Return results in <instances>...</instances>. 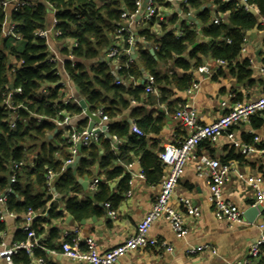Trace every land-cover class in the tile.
<instances>
[{
    "label": "trees",
    "instance_id": "1",
    "mask_svg": "<svg viewBox=\"0 0 264 264\" xmlns=\"http://www.w3.org/2000/svg\"><path fill=\"white\" fill-rule=\"evenodd\" d=\"M30 1L32 2L30 7L8 14L9 19L17 24V30L21 34L19 42L2 39L1 26L5 13L0 9V195L9 187L10 165L21 160L27 161L31 157L32 166H24L16 184L11 187L13 193L6 199L7 210L18 216L28 209L35 212L45 211L51 199L46 194L45 177L47 172L51 171L57 175L54 180V192L61 196L82 193L78 179L98 180L96 191L89 200L78 202L77 197L73 196L66 201V210L73 218L87 219L103 213L96 204H109L114 210L121 203L129 189V178L123 166L115 164L130 163L131 154L140 156L148 183L158 182L161 176L160 161L146 150L143 137L138 138L130 133L128 121L117 122L116 119L129 110L131 111L129 118L137 123L143 136L156 135L165 124L163 115L152 118L151 115L142 116L139 109H133L131 101H137L145 95V88L116 85L109 64L104 59L101 61L111 44L120 13L123 10L132 12L135 0ZM247 2L253 5L258 10V16L264 19V0ZM158 4L169 5L164 4V0H158ZM49 6L55 10L57 28L62 32V37L74 40L77 44L72 52L76 61L64 63V70L71 84L90 111L102 112L110 119L107 129L109 135L115 139L127 140L122 146H117L118 154L112 150L111 141L103 135L97 142L81 148L75 174L72 170H62L64 163L70 158L69 146L66 140H60V132L56 131L50 119H62V113L70 116L80 115L81 111L74 103L63 104L61 86L58 84L61 80L58 68L48 63V51L43 40L34 37L35 31L44 29L48 24ZM208 6H215L218 13L212 14ZM181 11L183 13L197 11L195 20L199 22L200 28L191 29L184 21L177 24L179 17L175 13L169 23L171 26L177 25L175 30L181 34L180 36H176L175 30H171L157 38L149 29L144 30L138 36L143 37L148 48L149 46L156 48L154 54H150L146 47L136 44L140 49L138 61H132L128 70L125 69L122 74L124 82L130 79L138 80L142 71L151 75L156 90L160 92V101L171 95L166 89L168 86L179 92L189 88L192 84L191 72L202 64L199 55L231 62L240 53L246 32L264 29L256 15L237 7L235 1L190 0L188 6L181 8ZM216 17L219 23L213 24ZM160 27L165 30L163 24ZM15 43L22 44L20 50L16 48ZM184 54L186 58L183 57ZM12 57L18 62L23 61L15 73L11 72L13 64H9ZM167 64L171 69L178 68L186 74L181 78L173 72L162 74L160 65ZM239 72V76L247 75L243 67H239ZM16 88L21 89V95L13 96L11 103L14 106L22 105L27 111L45 117L46 120L38 124L28 116L26 110L19 108L18 114L25 122L17 120L15 129H9V110L6 108L5 100L8 92ZM42 88L46 89L47 95L39 96V90ZM169 106L177 110V106ZM85 125L86 121L79 129H84ZM50 136L52 139H49ZM241 158L240 155L230 153L222 163L230 160L239 161ZM95 164L99 168L97 174L92 172ZM150 166L153 167V171L148 170ZM120 177L122 179L117 187L112 188L110 183ZM46 210L50 218L60 216L53 203ZM35 226L36 224L33 225L35 234H38ZM4 228L5 225L0 222V230ZM17 235L19 236L15 240L25 239L24 233L19 232ZM36 255H40V252L38 251ZM13 261L16 264L29 263L28 258L22 253L13 257ZM257 264H264V245L260 250Z\"/></svg>",
    "mask_w": 264,
    "mask_h": 264
},
{
    "label": "crops",
    "instance_id": "2",
    "mask_svg": "<svg viewBox=\"0 0 264 264\" xmlns=\"http://www.w3.org/2000/svg\"><path fill=\"white\" fill-rule=\"evenodd\" d=\"M208 7L211 9L212 14L215 15L218 13L215 6ZM193 12L195 13V19L197 11ZM169 13L170 11H167L165 15L168 17L167 20L170 21L175 13ZM49 14L48 23L51 19V12H49ZM256 16L259 23L264 25V19L258 15ZM182 21L188 25V21L183 19V17H180L176 23L178 24ZM170 24L171 23L164 25L165 30L163 31L156 22L145 24L138 23L136 24L135 31L138 35L144 30L149 29L157 38H161L166 32L177 28V25L171 26ZM199 28V22H197L196 29L198 30ZM175 34L176 36L181 35L177 30H175ZM140 40L143 42H140ZM137 44L151 50L145 44L143 37H139ZM263 44L264 29H253L246 32L241 51L231 62L223 61V63H220L222 60L199 55L202 64L198 69L191 72V85H193V83L198 84V89L193 92L192 95L187 96L185 94L186 90L179 92L174 87L168 86L166 89L171 92V95L166 97V100L160 101V92L155 88V93H145V95H142L137 101H131V107L133 109H139L142 116L151 115L152 118H157L159 115H163L165 124L158 134L138 136L133 133L132 129L134 127L137 129L139 128L136 125L137 123H134V121L129 118L131 113L129 110L125 111L122 116L117 117V122L128 121L130 124V133L138 138L143 137L146 150L158 158V154L163 150L164 146L168 143H176L189 133L187 129L181 128L173 117L182 104H187L189 108L193 110L198 125H207L214 122L223 114V110L220 108V104L223 101H227L231 106L237 103L251 102L259 97L264 89ZM139 50L140 49L135 46L134 56L131 57L132 61H138ZM183 57L186 58L187 56L184 54ZM239 67H243L247 75L241 74V76H239ZM141 71L142 69H140V72ZM160 71L162 74H171L173 72L178 78L186 74V72L181 69H171L168 64L160 65ZM148 76L151 75L142 71L141 77L138 80L133 81L130 79L124 82V84L125 86L132 85L133 88L138 86H143L145 88V80ZM76 94L78 93L74 88V101H76ZM231 94H234L235 97L229 100L228 97ZM169 105L177 106V110L175 109V111L174 108H171ZM85 121L86 125L84 128H87L89 122L87 119H83L81 113L80 115H74L70 118V123L78 129ZM59 132L60 140H65L67 136L66 130L59 129ZM231 133L236 140L242 143H251L253 136H258L264 141V113L252 118L249 124L232 128ZM49 139H52V137L50 136ZM113 139L114 142L111 140L109 141H111V147L114 153L118 154L119 151L117 150V146H122L127 140L112 138V140ZM230 153L240 155L238 149L230 143L227 136L222 135L214 141L202 144L195 153L196 157L184 167L183 174L172 195L171 205L176 210H180L177 199L180 197L189 198L200 208L198 218L192 219L184 217L185 225L188 228V234L184 239L177 238L169 224L161 220L155 222L149 231L150 237L156 238L159 241H165L169 244L172 247L171 252L155 248L137 250L121 258L117 264H243L247 260L250 245L254 243L261 234H264V200L261 203H256V205L262 206L263 211L257 215L253 223H249L245 220L249 224L240 225L218 220L214 216L208 199V188L205 179L200 177L196 170L201 155L217 158L221 162H224L223 159ZM100 154L102 155V152H100ZM140 160V156L131 154L130 163H133V166L130 172H132L135 177L130 176L125 170L127 164H115L123 166L124 172L128 175V178L132 180L129 189L123 196V200L117 208L114 209L116 212L115 220H111L107 216L105 205L101 204L96 205L102 210V214L93 215L82 220L73 218L66 210V201L73 196L77 197L78 202L89 200L96 191V188L95 190H91L90 186L94 181H98L97 179L93 181L90 178L81 179L88 183L86 190L82 188V193H71L65 196L55 193L46 209L53 203L56 207V212L60 214V216L50 218L48 217L46 209L45 211L39 212L43 215L39 217L36 223L35 227L38 234H36L35 237L38 240L40 248L34 251L32 257L26 256L29 261L28 264H87L84 262L72 261L60 255V244L63 241L70 242L74 240V242L83 249L84 240L93 238L97 243L99 251L102 253L121 245L126 238L131 236L137 224L150 211L156 196L160 192L161 180L165 173V170L161 166V176L158 182L154 184L148 183L145 175H143V178L137 176L139 170L143 168ZM259 160L258 156H242L239 161L230 160L227 161V163H233L234 167H237L238 171L244 175L262 172L264 179V166L260 164ZM28 161H30L31 164L33 159L30 157ZM148 168L149 171H153L152 166ZM98 171L99 168L97 164H95L92 172L97 174ZM121 179L122 177L110 183V186L112 188L117 187ZM79 185L81 186V184ZM262 189L264 191V181ZM224 199L234 206H237L242 214L251 206H256L255 196L252 190L243 183H239L237 180H234L226 186ZM93 218L95 219L93 220ZM2 224L5 225V228L1 230L3 235L0 237V241L3 239L6 244L18 242L19 240L15 239L19 236L17 234L22 232V216L15 214L14 217H6ZM205 245L211 248L202 250L194 255L188 253L190 248ZM210 249L214 250L215 253H212ZM36 251H39L40 255H36ZM38 259H43V263H39ZM12 264L16 263L12 260ZM244 264H257V260Z\"/></svg>",
    "mask_w": 264,
    "mask_h": 264
},
{
    "label": "built area",
    "instance_id": "3",
    "mask_svg": "<svg viewBox=\"0 0 264 264\" xmlns=\"http://www.w3.org/2000/svg\"><path fill=\"white\" fill-rule=\"evenodd\" d=\"M190 0H164V4L168 3V6L158 4V0H135L134 9L132 12L123 10L119 16V22L116 23L114 28L112 40L110 46L104 52L103 59L109 64L112 74L115 77L116 85H124L123 71L128 70L130 63L132 62L131 50L135 48L139 41L135 28L136 24H145L156 22L157 25H167L169 20L165 13L170 11L169 14L176 13L177 16L183 17L188 21V26L191 29H196V23L191 20L194 18V12L183 13L181 8L188 6ZM235 1L237 7L243 9L248 13L258 15V10L250 5L247 0H222V2ZM145 6L143 8V4ZM32 2L30 0H2L0 1V9L5 13L4 21L1 26V37L2 39H10L12 41L19 42L21 40V34L17 30V24L13 23L8 14L18 12L24 8L30 7ZM51 19L44 29L37 30L34 32V37L43 40L47 47L48 58L47 61L50 64L55 65L58 68V74L60 75L61 93L63 95V104L76 103L73 95V85L70 82L68 75L64 70V63L66 61L75 62L74 56L72 55L73 50L77 47L74 40L63 38L62 32L57 28L58 20L55 18V10L51 7ZM220 15V14H219ZM218 17L214 18L213 24H218ZM197 33V32H196ZM140 42H143L140 40ZM229 43V41L227 40ZM149 48L154 52L155 47ZM65 53H62V52ZM264 51V44H263ZM220 63H223L220 62ZM9 64H13L11 69L12 73H15L16 69L19 68L23 61L18 62L14 57L11 58ZM198 89V84L193 83L185 94L187 96L192 95ZM154 79L152 76H148L145 80V93H155ZM46 89L42 88L39 90V96L47 95ZM15 95H21V89L16 88L11 92H8L5 105L9 110V129L14 130L16 127V121H23L19 114L18 109L22 108L26 110L22 105L14 106L11 103V98ZM235 95H229V100L234 99ZM76 100V99H75ZM220 108L223 110V114L217 118L214 122L207 125H198L195 119V113L187 104H182L174 114V119L177 121L181 128L187 129L189 133L176 143H168L164 146L163 150L158 154L161 166L165 170L164 176L160 184V192L156 196L154 203L150 211L144 216V218L137 224L134 233L126 238L124 242L114 248H111L105 252H100L97 243L93 238H87L84 240V247L81 249L74 240L68 242L63 241L60 244L59 250L60 255L65 258L76 261L84 262L87 264H117V262L137 250L155 248L163 249L167 252L172 251V247L165 241H159L156 238L149 236L151 226L157 221H164L173 230L175 236L179 239H184L188 234V228L185 225L184 217L198 218L200 208L196 206L189 198L180 197L177 199V203L180 206V210H176L171 205V198L174 190L181 178L184 167L192 162L196 157L195 153L198 148L205 142L214 141L222 135H226L230 143L235 146L241 156L253 157L258 156L259 162L264 166V141L258 136H253L251 143H242L234 137L231 133L232 128L240 125L249 124L251 119L264 113V89L262 93L254 101L237 103L229 105L227 101H223L220 104ZM27 111V110H26ZM81 111V110H80ZM28 116L35 120L38 124L42 120H46L45 117H41L33 112L27 111ZM97 115L101 123L106 125L110 119L102 112H92ZM82 114V111H81ZM62 119H50L55 125L56 131L59 129L66 130V143L69 146L70 158L64 163L63 169L71 164L74 159L79 156L77 147L80 148L88 147L92 143L97 142L100 136H102L101 126L95 125L89 132L84 129H78L76 126L70 123L71 116L62 113ZM132 132L138 136H143L142 132L134 127ZM114 140V139H113ZM32 166L30 161L21 160L14 162L9 167L8 174V185L9 187L5 190V193L0 195V222L4 223L6 217H14V213L9 212L6 208V199L12 194L14 184H16L18 176L20 175L21 169L24 166ZM133 163H129L125 166V170L130 176L135 175L130 172ZM198 175L205 179L206 186L208 188V199L211 204L214 216L218 220L227 221L230 224L248 225L242 216L237 206L224 199V191L226 186L232 183L234 180L243 183L249 187L253 195L255 196L256 203H261L264 200L263 185V173L244 175L240 173L237 167H234L233 163H222L219 159L201 155L199 157V165L196 167ZM144 172L142 169L139 170L137 176L143 178ZM56 174L48 171L45 177L46 194L53 198L54 192V180ZM98 181H94L90 188L95 190ZM132 180L129 179V187ZM129 195V193H128ZM50 199V201H51ZM50 204V203H49ZM105 210L107 216L111 220L116 219L115 210L111 209L109 204H105ZM43 214L28 209L22 216V233L25 234L23 241H18L11 244H6L2 239L0 241V263L12 264L13 257L20 253H23L27 257H32L34 251L40 248L33 225L37 223L39 217ZM264 215V213H263ZM262 228V226H261ZM3 235L0 230V237ZM264 245V234H261L259 238L250 245L247 254V262H253L258 260L260 250ZM210 246H198L190 248L188 253L194 255L202 250L209 249ZM212 253L214 250L210 249ZM54 253V252H53ZM39 263H43V259H38ZM243 263V264H244ZM242 264V263H237Z\"/></svg>",
    "mask_w": 264,
    "mask_h": 264
},
{
    "label": "water",
    "instance_id": "4",
    "mask_svg": "<svg viewBox=\"0 0 264 264\" xmlns=\"http://www.w3.org/2000/svg\"><path fill=\"white\" fill-rule=\"evenodd\" d=\"M146 1L147 0H145V2ZM144 6H145V3L143 4V8H144ZM191 20H193L197 24V21L194 18ZM149 52H150V54L153 55L152 50H149ZM131 53H132V56H134V54H133L134 50L133 49L131 50ZM101 61H103V58H101ZM75 99L78 102L79 109L82 111L81 116L83 117V119H87L89 122L86 130L89 132L93 127H95V125H100L103 136L106 139L114 142V140H112L111 136L109 135V133L106 130V125L102 124L100 118L97 115L93 114L92 111H90L86 102L83 99H81L78 94L75 95ZM77 150H78V152H80V150H81L80 146L77 147ZM78 161H79V156H77L71 164L67 165L65 167V169L66 170H72V172L75 174V168L78 164ZM78 183L81 184V186L84 190L87 189V187H88L87 182L79 179ZM262 211H263V208L260 205L251 206L250 208L246 209L243 212L242 216L247 222L253 223L254 220L256 219L257 215L260 214ZM94 219L95 218H93V220Z\"/></svg>",
    "mask_w": 264,
    "mask_h": 264
},
{
    "label": "rangeland",
    "instance_id": "5",
    "mask_svg": "<svg viewBox=\"0 0 264 264\" xmlns=\"http://www.w3.org/2000/svg\"><path fill=\"white\" fill-rule=\"evenodd\" d=\"M49 16H50V14H49ZM15 46H16V48H17V49H19V50H20V49H21V47H22V44H21V43H15Z\"/></svg>",
    "mask_w": 264,
    "mask_h": 264
}]
</instances>
